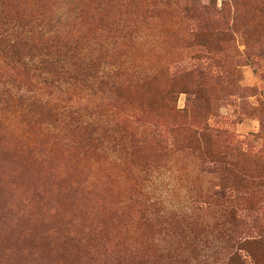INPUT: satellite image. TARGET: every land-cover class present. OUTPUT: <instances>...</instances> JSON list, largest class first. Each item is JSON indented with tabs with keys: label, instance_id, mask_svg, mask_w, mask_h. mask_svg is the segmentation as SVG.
Masks as SVG:
<instances>
[{
	"label": "rangeland",
	"instance_id": "rangeland-1",
	"mask_svg": "<svg viewBox=\"0 0 264 264\" xmlns=\"http://www.w3.org/2000/svg\"><path fill=\"white\" fill-rule=\"evenodd\" d=\"M0 264H264V0H0Z\"/></svg>",
	"mask_w": 264,
	"mask_h": 264
},
{
	"label": "trees",
	"instance_id": "trees-1",
	"mask_svg": "<svg viewBox=\"0 0 264 264\" xmlns=\"http://www.w3.org/2000/svg\"><path fill=\"white\" fill-rule=\"evenodd\" d=\"M154 97H155L154 95H151V98H149V101L152 102V103H150V105L152 107H154V110L156 112L157 108L155 107V105H153ZM130 106L132 107V110L142 112V114H144V115H145V111H147L145 108H143V106L141 107V106H137L135 104H130Z\"/></svg>",
	"mask_w": 264,
	"mask_h": 264
}]
</instances>
